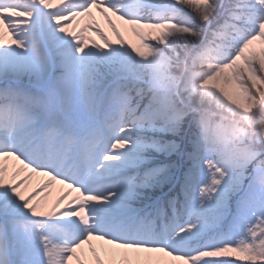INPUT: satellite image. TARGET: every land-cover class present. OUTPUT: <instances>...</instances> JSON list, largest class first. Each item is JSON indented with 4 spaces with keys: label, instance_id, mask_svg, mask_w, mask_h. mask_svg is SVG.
<instances>
[{
    "label": "snow or ice",
    "instance_id": "snow-or-ice-1",
    "mask_svg": "<svg viewBox=\"0 0 264 264\" xmlns=\"http://www.w3.org/2000/svg\"><path fill=\"white\" fill-rule=\"evenodd\" d=\"M0 264H264V0H0Z\"/></svg>",
    "mask_w": 264,
    "mask_h": 264
}]
</instances>
